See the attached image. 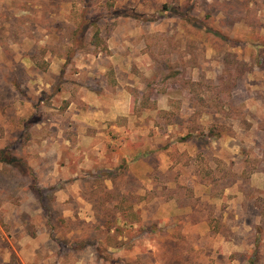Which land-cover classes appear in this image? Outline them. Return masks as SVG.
I'll use <instances>...</instances> for the list:
<instances>
[{
    "label": "rangeland",
    "instance_id": "374dc122",
    "mask_svg": "<svg viewBox=\"0 0 264 264\" xmlns=\"http://www.w3.org/2000/svg\"><path fill=\"white\" fill-rule=\"evenodd\" d=\"M0 149V264H264V0H0Z\"/></svg>",
    "mask_w": 264,
    "mask_h": 264
},
{
    "label": "trees",
    "instance_id": "16d2710c",
    "mask_svg": "<svg viewBox=\"0 0 264 264\" xmlns=\"http://www.w3.org/2000/svg\"><path fill=\"white\" fill-rule=\"evenodd\" d=\"M99 38H98V31L96 30L94 35H93V40L92 43L96 46L99 45ZM7 152L5 149H0V162L3 163H12L14 160L16 161L18 158L16 156H11L10 158L6 156Z\"/></svg>",
    "mask_w": 264,
    "mask_h": 264
}]
</instances>
